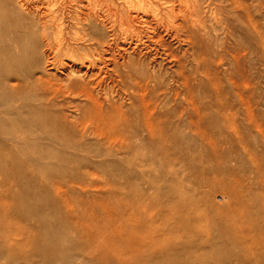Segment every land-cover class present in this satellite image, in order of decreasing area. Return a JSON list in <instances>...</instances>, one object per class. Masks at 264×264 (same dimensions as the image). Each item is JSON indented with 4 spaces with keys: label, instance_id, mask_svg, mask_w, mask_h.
Returning <instances> with one entry per match:
<instances>
[{
    "label": "rangeland",
    "instance_id": "rangeland-1",
    "mask_svg": "<svg viewBox=\"0 0 264 264\" xmlns=\"http://www.w3.org/2000/svg\"><path fill=\"white\" fill-rule=\"evenodd\" d=\"M0 1L3 15L7 4ZM164 1L168 7L178 0ZM213 3L232 32L231 37L221 28L211 31L218 41L254 48L253 37L246 34L254 24L259 37L258 63L241 83L249 90L258 122L247 121L250 110L240 109L233 84L224 79L237 124L221 125L210 115L214 126L231 137L225 142L207 140L192 123L199 119H189L194 107L183 74L203 57L192 56L187 40L160 33L168 55L139 49L118 60L125 68L120 64L119 73L126 74L135 59L160 71L163 107L157 111L164 113L163 122L176 125L175 143L155 142L149 130L126 141L107 136L98 122L114 110L122 111L113 114L121 118L144 105H131L133 81L127 87L114 75L77 70L90 41L62 45L63 39L75 42V35L83 34L74 19L67 20L69 28L61 34L54 30L46 51L52 61L49 73L43 69L42 48L34 55L42 62L30 68L34 76L6 80L13 65L7 66L0 49V264H264V0ZM207 14L212 18V10L206 9ZM128 41L129 36L123 40ZM245 52L246 61L255 63V51ZM208 64L225 76L224 60ZM200 98L212 103L208 95ZM139 121L133 116L132 127L140 128ZM127 144L129 150L120 152ZM110 151L116 155L109 156Z\"/></svg>",
    "mask_w": 264,
    "mask_h": 264
},
{
    "label": "bare ground",
    "instance_id": "bare-ground-1",
    "mask_svg": "<svg viewBox=\"0 0 264 264\" xmlns=\"http://www.w3.org/2000/svg\"><path fill=\"white\" fill-rule=\"evenodd\" d=\"M117 1L42 0L41 2L40 0V2H36L35 0L36 3L32 1L29 3L27 0H5L3 6L7 4L6 11L3 15H0V49H2V53L6 58L7 66L9 67L12 64L13 67H9L11 68V73L7 74V76L4 73L5 76L3 77L6 80L15 78L18 81L31 78L34 76L35 70H31L30 68L37 64V62L38 64L41 63L43 60L41 57L46 60V65L43 69L49 73L52 69L50 66L52 61L48 60L50 54L46 51H50L54 30H57L61 34L65 28H69L66 23L67 20L74 19L77 27L83 31V34L75 35V39L77 40L75 42L63 39L62 45L69 47L73 43L78 44L79 41H90V45L83 50L82 56L78 59L80 64L77 70L80 71L82 68H85L84 74L95 70V72H103L111 77L114 75V77H117V81L120 80L119 82L127 87L129 86V81H133V85L129 87L134 96V101L131 105L136 106L138 102L144 105L138 112L133 109L130 113L120 114L123 116L121 118L113 114L122 111L114 110L110 117L107 116L108 118L105 121L98 122L101 127L107 129V136H119L126 141L127 138L136 135L141 130H149L155 142L175 143L179 139V135L175 131L176 128L173 127L176 125H173L171 122H163L164 113L160 114L157 111V109L163 107L162 99L159 98L158 94V91L163 87L160 71L150 70L147 63L135 59L132 65L131 62L127 65L128 70L126 69V74L125 72L119 73V66L122 63H119L118 60L120 58L125 59V53L129 50H132V53H134L139 49H146L154 51V53L161 51V54L168 55L165 49L161 48L164 44H162V39L158 36L160 33H163L166 36H171L172 39L177 38L178 41L179 39L187 40L190 42L192 56L194 58L198 57L200 60L203 57V61L199 65L196 64L195 68L187 74H183V77L186 87L191 93L188 102L194 107L189 114V119L191 121L194 118L199 119V123L193 121L192 123L198 126V128L203 129L204 138L211 142L231 140V137L224 134L221 128L219 129L214 126L210 111L212 115L217 116L221 125H226L229 122L237 124L236 113L232 111L234 101L231 99L230 89L227 87V82L224 79H227L228 83L233 84L235 88L234 93L240 103L238 104L240 109L242 111L246 109L250 110L249 113L251 114H249V117L246 116L247 121L251 123L258 122V113L248 94L249 90L241 87V83L249 79L248 71L258 63L259 59L257 46V39L259 37L256 24H254L255 28L252 32L249 30L246 32L249 37L251 36L250 38L253 37L254 48L236 44L235 40L233 46L227 47L224 45V42L218 41L211 33V31L221 28L228 36L232 37L228 21L220 16V11H217L213 0H178L177 3L169 4L168 7L163 5L164 0ZM206 9H209V12L212 10V18L208 14L206 15ZM207 17L211 18L210 21H207ZM127 36H129V41L124 43L123 40ZM119 37L122 39H120L121 41ZM213 44H217V46L213 47ZM42 48L44 49L42 50ZM246 48H251L252 51H255L254 59L252 57L255 63L249 64L246 61L248 59L247 54L246 52L243 53ZM39 50H42L40 52L41 57L35 59L34 55L38 54ZM70 55L72 56L73 54ZM173 56L175 55L173 54ZM217 58H220L221 61L224 60L226 63L227 67L224 68L225 76L220 75L214 69V66L212 67L211 64L210 66L208 64V62L212 63ZM127 60L131 61L133 59L129 57ZM71 61H73L71 64L75 65V61L73 59ZM65 65L68 67L67 64ZM123 69L125 68L123 67ZM177 75H179V71H177ZM178 79L179 76L176 79L179 82ZM139 92L143 93L141 101L138 99L135 101V95ZM207 95L211 97V104H207L200 98ZM43 98L44 95L42 93L38 99ZM38 105L40 109L45 108L41 106L43 105L41 103ZM79 108L77 109L79 110ZM165 112L169 115L172 113L168 110ZM133 116H138L140 119V124L138 125L140 128H136L137 126L132 127L131 119ZM97 136L99 135L97 134ZM128 150V144L121 146L119 149L120 152H127ZM116 153H118V150ZM116 153L110 151L108 154L112 157ZM74 212H77V210ZM36 240L34 239L35 245H38L39 243ZM35 245H33V248L36 247ZM49 245L50 243L47 244V246ZM52 249H48V252H52Z\"/></svg>",
    "mask_w": 264,
    "mask_h": 264
}]
</instances>
